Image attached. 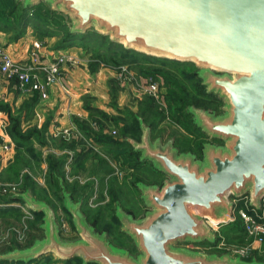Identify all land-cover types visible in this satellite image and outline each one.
Returning <instances> with one entry per match:
<instances>
[{"label":"water","instance_id":"95a60500","mask_svg":"<svg viewBox=\"0 0 264 264\" xmlns=\"http://www.w3.org/2000/svg\"><path fill=\"white\" fill-rule=\"evenodd\" d=\"M41 0H23L33 6ZM70 20L71 33L89 29L149 56L196 63L207 91L224 100V112L191 106L194 123L209 138L202 155L179 152L174 142L150 138L140 120V140L127 139L140 161L165 177L158 184L138 182L147 209L134 218L120 205V230L138 254L113 247L96 231L80 204L63 189L65 207L79 238L63 241L48 204L21 194L33 213H42L44 236L23 249L0 254V261L30 262L46 255L83 264H264L229 254L178 247L181 242H215L208 222L230 215V196L264 197V0H45Z\"/></svg>","mask_w":264,"mask_h":264},{"label":"rangeland","instance_id":"374dc122","mask_svg":"<svg viewBox=\"0 0 264 264\" xmlns=\"http://www.w3.org/2000/svg\"><path fill=\"white\" fill-rule=\"evenodd\" d=\"M18 2L21 9L23 0ZM0 4L3 6L4 0H0ZM38 6L41 7L33 8L32 12L37 9V12L50 9L45 0L39 1ZM55 20L58 24L70 26L68 17L63 13L58 14ZM35 21L37 25H44L40 19ZM23 26L22 29V23L18 24L16 30L8 32L0 30L4 48L8 43L31 38L42 45H48L50 49H62L56 48L63 38L62 33L56 34L50 28L51 32L42 36L37 32L36 26L28 24ZM20 30H24L23 33H19ZM91 38L93 39L86 40L87 47L77 43L79 46L63 48L72 49L71 52L77 48L79 54H88L91 59L86 64L91 78L87 80L89 87L83 95V106L88 111V116L85 119L77 118L76 127H71L73 130L71 138L64 139L62 134H55L62 130L55 128L52 123L53 130L49 131L50 115L43 114L42 106L37 102L25 108L24 102L17 105L11 102V99H7L4 92L0 94V124L3 127V139L0 136V254L26 248L44 236L41 229L43 215L33 213L21 194H27L48 204L53 211L63 241L77 240L79 236L73 227L71 215L65 210L62 191L66 189V192L72 194L74 201L79 202L87 221L98 230L106 232L107 239L113 247L126 249L136 256L138 250L134 242L127 234L121 233L120 223L114 217L115 207L120 205L134 218H140L147 207L141 199L137 183L145 181L159 184L165 176L154 172V167L149 161L141 168L129 143L124 146L121 144L107 146L98 138L103 135L113 140L124 141L131 138L139 141L141 132L137 130L138 117L150 127L152 141L159 138L164 144L171 140L182 152L191 150L199 156L203 143L222 144L217 139L209 138L199 129L185 126L190 120L189 108L193 103L190 97L193 85L185 75L196 74L200 70L196 63L181 62L178 65L181 71L174 72L170 69V63L151 61L145 63L142 68L133 62L125 64L126 71H121V64L112 65L106 61L109 60L110 54L107 49L109 40H103L97 35ZM113 47L122 50L119 46ZM7 51L11 54L12 49ZM95 53H105L106 56H103V59ZM145 68L150 70L159 68L163 71L162 75L156 73V77L153 76L159 83L157 97L142 93L141 85L149 76ZM1 80L10 81L3 78ZM91 94H97L98 97H91ZM212 98V102L205 110L223 113V98L218 94ZM93 102L95 105H92ZM76 136L78 140L75 139ZM80 136L86 140L91 139L95 144L86 146ZM15 138L20 143L17 145L18 149L14 142ZM49 157L51 160H48ZM59 158H63L64 161L62 165L57 166ZM48 163H53L57 168H51ZM53 173H56V176H53ZM234 197L231 195L229 198ZM224 217L225 221L215 230L217 239L239 245L247 244L245 235H242L240 228L233 225L229 215ZM208 225L212 229L209 222ZM209 245L208 242H181L177 246L205 253L228 254L225 250ZM252 258L264 263V244L260 251H255ZM81 261L62 260L50 254L30 262L13 261L4 264H82Z\"/></svg>","mask_w":264,"mask_h":264},{"label":"built area","instance_id":"2783aa9c","mask_svg":"<svg viewBox=\"0 0 264 264\" xmlns=\"http://www.w3.org/2000/svg\"><path fill=\"white\" fill-rule=\"evenodd\" d=\"M41 47V42L34 41L28 49L27 55L16 59L0 43V77L5 80H12L17 91L21 94H37L38 98L45 99L48 97L50 86L60 78L63 66L66 64L77 65L79 60L66 51L48 58L41 52ZM121 71H126V66L122 65ZM141 90L142 93L146 92L148 95L157 97L159 83L152 75H149L142 83ZM2 128V124H0L1 139H3ZM61 130L55 134H62L64 139L71 138L73 131L71 128ZM79 138L85 141L86 146L95 144L91 139L86 140L82 136ZM75 139L78 140V137ZM230 201L233 203V210L229 215L230 221L240 220L242 222L245 239L248 243L244 245L228 243L224 239L219 238V240L216 237V243H210L209 246L225 250V253L233 257L241 259L251 257L255 251H260L264 244V197L260 200L259 207L251 204L249 193L242 198L234 197ZM224 221L220 224L209 223L216 232L215 230Z\"/></svg>","mask_w":264,"mask_h":264},{"label":"trees","instance_id":"16d2710c","mask_svg":"<svg viewBox=\"0 0 264 264\" xmlns=\"http://www.w3.org/2000/svg\"><path fill=\"white\" fill-rule=\"evenodd\" d=\"M37 5L38 4H36L35 5L36 7H35L34 5L33 6H24V4H23L22 8L19 9L20 7H19L18 0H4L3 6H1V4H0V30L4 31V32H8L10 30H16V28L18 27V24L22 23V29L24 28V26H23L24 24H28V25H31V26L33 25L34 27L35 26L37 27V32L39 34H42V36H46L47 34H49V32H51L50 28H52L55 33L57 32V33H62L63 34L62 40L56 46V48H62V49L66 48V47H69V46L78 45L77 43L86 46L87 45L86 44V42H87L86 40L93 39V38H91V36L97 35V36L101 37L103 40H109V42L107 44L108 45L107 49H108L110 54H109V60L107 59L106 61H109L110 64H112V65H120L121 64V66H122V65H125V64L128 65V64H131V63L134 62L135 64H137V66L143 68V65H145V63H149L151 61L152 62L153 61L154 62L158 61L160 63H170V69H172V71H174V72L175 71L179 72L181 70L179 69L178 65L181 62H187V61H177V60H170V59L160 58V57H155V56H149V55H145L143 53H139V52H137V51H135L133 49H126L122 44L114 42V41H111L109 36H105V35L97 32V31H95L94 29H89V30L85 31L84 33H71L70 32V26L68 27L65 24H58V22L55 20V18L58 16V14H61L60 12L52 10L50 8V6H49L50 9H47V10L45 9L44 11L43 10H41V11L39 10V12H37L38 11V9H37L35 12H32V11H34L33 8L41 7V6L37 7ZM36 19H40L41 22H43V24L45 26L41 25V24L37 25V23H35ZM37 21L40 22L39 20H37ZM69 22H70V20H69ZM6 25H8V26H6ZM7 27H10V28L7 29ZM20 31H19V33H23L24 30H20ZM96 38H98V37H96ZM74 43H76V44H74ZM113 45L121 47L122 50L116 49L115 47H113ZM95 54H96V56H97V54L99 56H102L103 59H104L103 56H106L105 53H101V54L95 53ZM126 56H127V59H126ZM145 71L149 72L148 73L149 75H152V76H155V77H156V75H155L156 73H157V75H160V74L162 75V73H163V71H161V69H159V68H154L153 70H150V68H145ZM185 78L188 79V81H190L192 83V85H193L192 94L190 95L191 99H193L192 100V102H193L192 106L197 107V108H201V109H204V110L207 109L208 108V104L212 102V100H211L212 96L215 95L216 93H210V92L207 91V88H206V86L203 85L202 79L199 77L198 72L196 74L195 73L186 74ZM34 98H37V96L34 95L32 100H30L29 102H26L25 103V108H29L32 105V103L34 102ZM152 100H153V98H152ZM0 108H1V105H0ZM189 117H190V120L186 122L187 125L185 124V126L186 127L189 126L188 128L192 127V129L195 128V129L201 130L194 123L193 115L190 112H189ZM140 120L141 119L137 117V130L141 132ZM141 121L145 124V122L143 120H141ZM146 126H148V125H146ZM21 139H24V138H21ZM98 139L102 143L107 145V146L108 145L111 146L112 144H115L117 146H119L121 144V145L124 146L125 144H128L127 140H124V141L113 140L109 136L101 135ZM14 142H15L16 147L18 149L19 148L18 146L20 145L19 140H16V138H15ZM203 144H202V148H203ZM175 147H176V145H175ZM179 152H182V151L179 150ZM186 152H193V151L190 150V151H186ZM133 153L136 154L138 165L141 168H143L144 164H146V161H140L138 153H136L134 151H133ZM193 153H195L197 155L196 152H193ZM201 155H202V153L199 156L198 155L197 156L201 157ZM50 157H52V155H50ZM50 157H49L48 160H51ZM63 161H64L63 158H59V160L57 161V166L59 164L62 165ZM48 166H50L51 168H57L53 163H48ZM153 169H154V172L157 171L155 168H153ZM157 173H160V172L157 171ZM149 174L151 175L152 173H149ZM53 176H56V173H53ZM140 182H143V181H140ZM143 183H146V182L144 181ZM146 184H157V183L149 182V183H146ZM60 189H61V187H60ZM67 193L70 195L72 200H74L72 194L70 192H67ZM63 199H64V197H63ZM65 210H66V212H68L66 207H65ZM36 214H38V213H36ZM114 217H115L116 221L119 223L117 217L115 216V213H114ZM86 220H88V219L86 218ZM88 223L90 225H92L95 228L96 231H101V230H98L95 225L90 223V221ZM233 225H235L236 227L240 228V230L242 232V235H245V231L243 229L242 222L240 220H237V221L233 222ZM101 232H103V231H101ZM121 233H123V232L121 231ZM208 243L210 244V242H208ZM252 257L253 256L248 257V258H244V260H247V261L257 260V259H254ZM72 259L81 260L80 258H72ZM68 260H71V259H68ZM257 261H259V260H257ZM4 263H7V261H0V264H4ZM18 263H20V262H18Z\"/></svg>","mask_w":264,"mask_h":264},{"label":"crops","instance_id":"0c3cea01","mask_svg":"<svg viewBox=\"0 0 264 264\" xmlns=\"http://www.w3.org/2000/svg\"><path fill=\"white\" fill-rule=\"evenodd\" d=\"M1 41L0 39V43ZM32 41L33 39L31 38H26L24 41L18 40L12 44L8 43L5 49H12L11 55L16 59L23 58L27 55L28 49L34 42ZM71 50L72 49L53 50L48 48V45H42L41 52L48 58L66 51L76 56L79 60L77 65L71 66L66 64L63 66L60 78L50 86L48 97L45 99L38 98L37 94H33L31 97H25L26 94H21L17 91L12 80H7L8 82H5L1 80L2 78L0 77V94L4 92L7 99H11V102L13 101L14 104L22 105L23 102L26 103L32 100L34 95L37 96V98H34V103L37 102L39 106H42L41 111L43 114H47V116L50 115L49 131L53 130L52 124L58 129L74 128L77 125L78 117L85 119L88 116V111L83 106V95L87 87H89L87 80L91 78V76L87 69L88 65L86 66V64H88L91 59L88 54H79L77 48H74L73 52H71ZM91 97L98 96L94 94ZM94 103L95 102H93L92 105H95ZM52 135H54V133Z\"/></svg>","mask_w":264,"mask_h":264},{"label":"flooded vegetation","instance_id":"af4514ba","mask_svg":"<svg viewBox=\"0 0 264 264\" xmlns=\"http://www.w3.org/2000/svg\"><path fill=\"white\" fill-rule=\"evenodd\" d=\"M222 143V141H220Z\"/></svg>","mask_w":264,"mask_h":264},{"label":"bare ground","instance_id":"6f19581e","mask_svg":"<svg viewBox=\"0 0 264 264\" xmlns=\"http://www.w3.org/2000/svg\"><path fill=\"white\" fill-rule=\"evenodd\" d=\"M224 219H225V217H224Z\"/></svg>","mask_w":264,"mask_h":264}]
</instances>
